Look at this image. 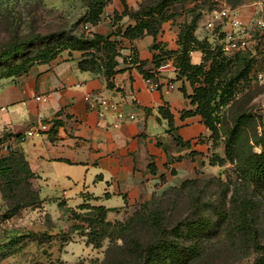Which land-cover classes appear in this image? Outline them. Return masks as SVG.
<instances>
[{"label": "crops", "instance_id": "0c3cea01", "mask_svg": "<svg viewBox=\"0 0 264 264\" xmlns=\"http://www.w3.org/2000/svg\"><path fill=\"white\" fill-rule=\"evenodd\" d=\"M127 5L138 10L132 0H127ZM109 7L113 8L111 15L124 11L121 0H113ZM235 11L242 24L241 36L257 31L254 21L264 18V4L256 5L253 0H246ZM211 17L206 15V20L199 22L195 34L199 40L221 43L237 34L230 23L220 21L221 37H212L207 28ZM184 23L185 18L176 16L163 24L156 38L147 36L133 43L122 40L112 89L104 71L80 69L83 54L79 52L67 53L14 81L2 82L0 128L8 136L5 145L22 159L42 201L83 216L89 212L84 207L104 208L108 222H124L167 189L209 171L210 132L199 115L183 116L196 110L189 98L193 95L191 84L173 73L157 75V82L147 81L136 66L124 60L135 51L139 62L148 65L146 69L153 68V59L161 51L152 50V46L178 51ZM129 24L125 17L118 26ZM114 30L107 19L95 33L109 36ZM253 41L252 35L248 43ZM191 58L196 65L203 62L200 52H193ZM256 76L262 79L258 83L264 89V71ZM153 83L160 84L158 90L153 89ZM40 96L52 100L37 102ZM86 96L118 101L124 113L136 120L115 129L111 113L101 116L100 107L94 101L86 102ZM164 113L173 117L172 133ZM257 114L264 128V110ZM41 122L48 123L50 131L42 137H26L29 128ZM177 138L190 147L178 145Z\"/></svg>", "mask_w": 264, "mask_h": 264}, {"label": "rangeland", "instance_id": "374dc122", "mask_svg": "<svg viewBox=\"0 0 264 264\" xmlns=\"http://www.w3.org/2000/svg\"><path fill=\"white\" fill-rule=\"evenodd\" d=\"M112 1L108 0L99 24L94 26L89 19L90 0H0V55L18 43H26L21 51L0 60V86L2 82L10 80L2 78L8 67L52 46L63 50L57 58L59 59L70 53L68 41L71 37L91 38L97 34L96 27L102 22L109 19L112 24L113 15L109 14L113 9L109 7ZM154 1L158 0H132L138 9ZM234 1L236 0H174L170 11L185 18L186 23L196 16L201 21L206 15H212L213 21L219 10L232 9L230 5ZM238 1L244 3L246 0ZM220 23L216 22L214 31L209 30L212 37H221ZM252 33L253 40L257 36L264 37L261 32ZM33 34L53 37L47 42L32 43L28 40ZM211 44L214 47L220 45L219 42ZM210 63L211 60L205 63L207 71ZM255 69L264 71V63ZM239 70L237 65L228 77L236 75ZM261 80L253 75L246 81H238L231 100L215 113V117L219 119L217 127L220 129V138L216 142L210 140V160L214 164L209 160V171L190 179L191 184L183 186V183H178L176 187L167 189L154 197L149 207V211L162 214L163 224L168 229L185 219H195L202 214L214 219V231L204 242L203 256L195 264H255L261 255L260 249L264 247V191L239 175L237 157L232 164L225 156L227 134L236 127V121L242 114H249L252 118L241 126L237 154L241 158L252 152H261L256 144L264 135V128L257 114L264 98V89L258 83ZM7 137V133L0 128V163L1 159L8 157L1 150ZM6 162L7 167L12 170L18 169L14 158H7ZM10 181L5 182L0 178V264H136L128 247L129 241L135 238L142 245H150L157 238L155 230L144 220L127 232L112 229L102 247L96 249L87 244L84 236L86 233H83L85 223L76 218L68 208L42 201L36 190L29 188L27 178L19 170ZM234 196L237 199H251L257 205L252 217L256 230L252 245H259L258 249H247L244 246L247 244L234 231L232 221L218 219L219 209H230ZM149 211L144 214V219ZM128 220L124 219L123 223Z\"/></svg>", "mask_w": 264, "mask_h": 264}, {"label": "trees", "instance_id": "16d2710c", "mask_svg": "<svg viewBox=\"0 0 264 264\" xmlns=\"http://www.w3.org/2000/svg\"><path fill=\"white\" fill-rule=\"evenodd\" d=\"M174 0H158L150 4L140 6L137 11L129 8L127 0H122L124 11L113 15L112 25L115 30L109 36L99 34L91 38L71 37L68 41V52L82 53V60L79 63L82 71H104L105 78L110 89L114 88L112 80L118 73V58L121 56L122 40L131 43L141 40L147 36L156 38L164 23L176 17L177 13L170 11V6ZM108 0H90V22L97 26L100 22V16L106 7ZM231 4V3H230ZM241 1H234L230 5L232 9L241 6ZM128 17L131 24L128 26H118V24ZM200 17H192L181 26L178 37L179 49L176 52L165 51L162 46L154 44L152 50H160L161 55L153 59V68L146 69V63H140L135 51L131 53L125 62L137 67L144 79L147 81L157 82V71L161 63L166 60L174 59L178 66L177 79L187 80L193 87V95L189 98L192 104L196 106L194 112H186L185 116L199 115L203 124L211 132L209 140L214 142L220 138V129L217 127L219 119L215 113L219 108L228 104L233 96L235 85L238 81H245L259 72L260 64L264 63V37L257 36L252 43L246 47L236 50L232 55H225L219 46L211 44L208 40H199L196 37V30ZM53 35L33 34L28 41L32 43H42L49 41ZM255 44V45H254ZM26 43H18L12 49L6 50L0 55V60H5L12 54L21 51ZM63 50L52 46L38 51L33 57L27 58L22 62L16 63L5 70L4 79L16 80L27 74L32 68L40 65L50 64L55 61ZM191 52H200L203 55L201 64L192 63ZM211 60L209 70L207 71L205 63ZM239 66L240 70L236 75L228 77L234 67ZM163 111V110H162ZM168 120L169 133L174 131V122L171 114L164 113ZM251 115L242 114L236 121V127L231 129L225 141L226 159L234 164L236 157L239 159L238 172L241 177L249 183L254 184L258 189L264 191V135L256 141L261 148V152L250 153L245 157H239L237 154V145L240 139V130L244 122L251 119ZM178 145L190 147V143H184L176 139ZM7 158L16 160V171L7 167V158L1 159L0 178L5 182H11L16 176L17 170L27 178L29 188H32L30 175L23 164L22 159L16 155L11 147L8 146ZM211 164H214L212 159ZM13 173V174H12ZM191 180L184 182L182 185L191 184ZM37 193V192H36ZM38 194V193H37ZM39 196V195H38ZM154 199L141 205L138 211L126 223L107 221V211L104 208H85L88 213L78 215L72 211L76 218L81 219L86 227L83 233L87 238V244L99 249L107 234L112 229L119 231H129L137 223L147 220L149 226L157 233L156 240L150 245H142L137 239L132 238L128 247L132 251L136 264H195L202 256L205 250L204 242L209 239L214 231L215 222L212 217L205 214L199 215L195 219H185L179 222L172 229H168L163 224V216L160 212L149 211V207ZM233 206L225 210L220 208L218 219L221 221H232L234 231L238 233L247 249H258L259 245H252L256 237L254 228L253 215L257 210L256 203L251 199H232ZM149 211L144 219V214ZM261 255L255 264H264V247L260 249Z\"/></svg>", "mask_w": 264, "mask_h": 264}, {"label": "built area", "instance_id": "2783aa9c", "mask_svg": "<svg viewBox=\"0 0 264 264\" xmlns=\"http://www.w3.org/2000/svg\"><path fill=\"white\" fill-rule=\"evenodd\" d=\"M256 5H263L264 0H253ZM227 22L230 23V25L233 27L234 30L237 31V34L229 35L227 38V41H222L220 43V47L222 49V52L225 55H231L232 52L242 49L246 47L249 40L252 37V33H246L245 36L239 35V31L242 28V24L237 16V13L235 9L230 8H223L217 12V14L214 17L213 21H210L207 24V28L211 31H214L216 29V22ZM254 29L257 31H260L262 34H264V18H257L254 21ZM193 52L190 53L192 55ZM164 73H173L177 75L178 73V66L174 59L166 60L159 66L157 70V75L164 74ZM170 88H173L172 84H168ZM153 89L158 90L160 87L159 83H153L152 84ZM52 97H36V101L40 103H46L48 101H51ZM86 102L94 101L96 104L100 107L102 110L100 112V115L103 116V113L109 112L114 118L113 127L115 129H118L121 127L122 124H124L127 121H135L136 117L134 115H127L124 113L122 109V105L120 102L108 99L105 96H99L96 98H93L91 96L85 97ZM259 110H264V102L260 103ZM50 131V125L45 122H41L39 124L33 125L29 128V130L26 133V137L28 138H38L42 137L43 135L47 134ZM2 152L8 151V146L4 145L1 148Z\"/></svg>", "mask_w": 264, "mask_h": 264}]
</instances>
